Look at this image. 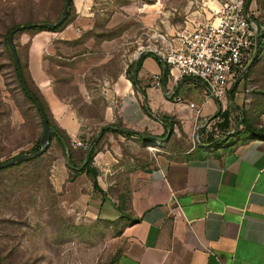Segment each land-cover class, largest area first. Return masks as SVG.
Masks as SVG:
<instances>
[{
    "label": "crops",
    "instance_id": "1",
    "mask_svg": "<svg viewBox=\"0 0 264 264\" xmlns=\"http://www.w3.org/2000/svg\"><path fill=\"white\" fill-rule=\"evenodd\" d=\"M26 36L32 81L58 126L71 140L83 139L85 125L66 104L45 59L49 48L56 54L53 43L62 33L42 30ZM85 72L78 70V85L85 84ZM155 73L161 75L160 86L151 79ZM136 80L123 76L105 88L104 120L111 125L102 128L110 132L113 149L119 140L148 137L145 131L158 141L181 132L190 145L176 157L162 156L140 167L101 152L95 157L101 165L98 190L85 172L68 181V155L56 158L54 185L86 214L113 221L123 212L132 218L119 235L113 264H264V32L259 28L256 56L225 98L207 96L195 78L175 81L152 55L142 58ZM190 102L200 107L198 115ZM220 113L227 127H220ZM129 131L136 134L123 133Z\"/></svg>",
    "mask_w": 264,
    "mask_h": 264
},
{
    "label": "rangeland",
    "instance_id": "2",
    "mask_svg": "<svg viewBox=\"0 0 264 264\" xmlns=\"http://www.w3.org/2000/svg\"><path fill=\"white\" fill-rule=\"evenodd\" d=\"M2 1L0 161L38 149L40 142L37 141L43 131L39 114L21 93L5 32L14 24L55 22L64 7V0ZM218 1L73 0L66 22L55 31L62 33V38L53 43L56 54L49 48L45 59L49 61V71L56 77L58 89L68 99L66 104L85 125L83 136L90 148H72L75 165L83 164L87 151L88 154L91 151V166L100 175L101 165L95 162V157L101 152H110L121 164L140 167L162 156L176 157L182 148L190 145L181 132L171 131L167 140H152L142 134L119 140L118 148L113 149L115 143L108 137L110 132L102 128L111 125L104 120L107 109L104 93L120 77L136 78L138 71L135 72L134 65L138 56L144 58L151 52L160 60L176 33L189 24L201 22L205 9ZM249 5L264 32V0H250ZM34 32L26 28L13 36L22 76L33 89L27 67L29 44L25 37ZM81 69L86 70L85 84L78 85ZM49 116L58 126L51 111ZM165 135L166 132L161 134ZM67 153L53 138L49 147L34 160L17 162L0 170L3 264H113L121 247L119 235L127 220L112 221L86 214L68 200L63 189L54 185L52 164L56 158H65ZM68 168V181H71L77 173L72 171L69 162Z\"/></svg>",
    "mask_w": 264,
    "mask_h": 264
},
{
    "label": "built area",
    "instance_id": "3",
    "mask_svg": "<svg viewBox=\"0 0 264 264\" xmlns=\"http://www.w3.org/2000/svg\"><path fill=\"white\" fill-rule=\"evenodd\" d=\"M249 1L220 0L205 9L201 22L189 24L176 33L160 59L175 81L192 77L205 86L207 96L218 99L227 96L229 87L256 56L259 28ZM151 78L155 86H160V73ZM188 105L195 115L200 113L199 106L191 102ZM198 140L196 133L194 141ZM72 146L90 148L84 138L72 140Z\"/></svg>",
    "mask_w": 264,
    "mask_h": 264
},
{
    "label": "trees",
    "instance_id": "4",
    "mask_svg": "<svg viewBox=\"0 0 264 264\" xmlns=\"http://www.w3.org/2000/svg\"><path fill=\"white\" fill-rule=\"evenodd\" d=\"M71 6H73V0H70L69 9L71 8ZM69 9H68V14H67V15H69ZM67 17H68V16H67ZM67 17H66V19L64 20V22H63L61 25H59V26H57V27H55V28L35 26V27L30 28V30L35 31L34 33L39 32V31H42V30L59 31L60 28L63 26V24L66 22ZM37 23H38V22H37ZM16 25H17V24H14V25H12L11 27H9V29L6 30L5 35H7V33L9 32V30H10L11 28H13L14 26H16ZM19 25H20V24H19ZM22 30H24V29H22ZM19 31H21V30H19ZM17 32H18V31H17ZM14 35H15V34H14ZM14 46H15V45H14ZM15 50H16L17 57H18V60H19V56H18L17 49L15 48ZM147 55H152V56H154L155 58H158V56H156L154 53H151V52L148 53ZM11 57H12V56H11ZM12 59H13V58H12ZM141 60H142V57H140V59H139V60L136 62V64L134 65L135 72H137V71L139 70L140 65H141ZM13 62H14V61H13ZM19 63H20V61H19ZM14 65H15V64H14ZM15 71H16L17 78H18V81H19V87H20V89H21V93H22L23 96L27 99V101H29L31 104H33L34 108L36 109L37 113L39 114V117H40L41 123H42V125H43L42 117H41V114H40V112H39L37 106L35 105L34 101H33L32 99H30V98L25 94L24 90H23L22 87H21V83H20V80H19V75H18V71H17L16 67H15ZM29 78H30L31 83L35 86V84H34V82L32 81L30 75H29ZM24 80H25V83H26L27 87H28V88L30 89V91L35 95V97L37 98L38 102L40 103V105H41V107H42V109H43V111H44V114H45V116H46V118H47V120H48V123H49L50 125H52V126L58 131V133L62 136V138H63V140H64V143H63V142L61 141L60 138H58L54 133H52V134H51V138H50V142L52 141L53 138H55L56 141L60 144L62 150H63L64 152H66V153L68 152L67 154H68V157H69V163H70V167L72 168V171L75 172V173H78V172H85V173L87 174V176H88L89 178L92 179V181H93V183H94V188L98 190L99 187H98L97 182H96V177H97V175H98V170H97L96 167L91 166V161H92V156H93V154L91 153V151L89 152L87 159L84 161V163L81 165V167H80L79 169L75 168L76 165H75V163H73V161H72V151H73L72 148H73V146H72V141H71L70 137L66 134V132H65L63 129H61L59 126H57L56 124H54V123L51 121L50 116H49V112H50L49 107H48L47 103L45 102V100H44V98H43L41 92L39 91V89H38L36 86L34 87V89L31 88V86L29 85L28 81H27L25 78H24ZM130 80H131L134 84H137V80H136L135 76H134V77H131ZM220 116H222V117L224 118L223 121H222L221 124H220V127H222V128L227 127V119H226V115H225V113H220ZM103 133H104V130H102L101 135H102ZM123 133H126V134H134V133H135V134H136V132H134V131L123 132ZM50 142H49L47 148L49 147ZM37 143H39V141H37ZM24 153H26V152H24ZM19 154H20V153H19ZM38 156H39V155H38ZM36 157H37V156H36ZM36 157L30 158V159H26V160L20 161V162H18V163H23V162H27V161L34 160ZM16 164H17V163H16ZM5 168H6V167H5ZM2 169H4V168H2ZM2 169H0V170H2ZM123 218H126V220H130V221H132V218H131L129 215L123 213V212L121 213L120 217H119L117 220H120V219H123ZM117 220H113V221H117ZM124 225H125V224H124ZM4 258H5V257H3L2 252H1V248H0V264H3V259H4Z\"/></svg>",
    "mask_w": 264,
    "mask_h": 264
},
{
    "label": "water",
    "instance_id": "5",
    "mask_svg": "<svg viewBox=\"0 0 264 264\" xmlns=\"http://www.w3.org/2000/svg\"><path fill=\"white\" fill-rule=\"evenodd\" d=\"M69 4H70V0H64V7H63V10H62L61 16L55 22H38V23H26V24L16 25L13 28H11L9 30V32L7 33V35H6V40H7L9 49H10V53H11V56L13 58L15 67H16V69L18 71L21 87L24 90L25 94L30 99H32L34 101L35 105L38 108V110H39V112L41 114V117H42L43 131H42L40 139H39L40 147L38 149L34 150L33 152L20 153V154L14 155L13 157H10L8 159L1 160L0 161V169L8 167V166H10V165H12L14 163L19 162V161H23V160H26V159H30V158L36 157V156L40 155L41 153H43L46 150V148H47V146H48V144L50 142V138H51V134L52 133H54L64 143V140H63L62 136L58 133V131L52 125H50L48 123V120H47V118H46V116L44 114V111H43L40 103L38 102V100L35 97V95L30 91V89L27 87V85L25 83V80H24V78L22 76V73H21L20 63H19V60H18V57H17L15 46L13 44V36H14V34L17 31L22 30V29H26V28H32V27H35V26L55 28V27L61 25L63 23V21L65 20L67 14H68ZM256 41H257V43L259 41V30H257V32H256ZM139 57L140 56H138L135 59V63L138 61ZM148 137L149 138H153V139L159 138L158 136L153 135V134H148ZM87 157H88V151H87V153L85 155V160L87 159ZM67 159H69L68 156H67Z\"/></svg>",
    "mask_w": 264,
    "mask_h": 264
}]
</instances>
